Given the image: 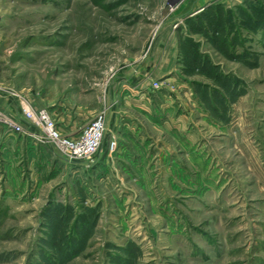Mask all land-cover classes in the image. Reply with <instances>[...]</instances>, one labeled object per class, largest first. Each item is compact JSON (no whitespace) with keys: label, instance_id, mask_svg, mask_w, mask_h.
Masks as SVG:
<instances>
[{"label":"rangeland","instance_id":"1","mask_svg":"<svg viewBox=\"0 0 264 264\" xmlns=\"http://www.w3.org/2000/svg\"><path fill=\"white\" fill-rule=\"evenodd\" d=\"M207 6L206 27L187 21ZM170 40L175 69L151 85L202 113L213 164L177 144L185 170L159 177L160 201L93 210L57 192L34 202L2 175L0 264H264V0H0V95L34 110L28 99L67 89L91 101L126 88L131 67L149 66L147 80Z\"/></svg>","mask_w":264,"mask_h":264},{"label":"crops","instance_id":"2","mask_svg":"<svg viewBox=\"0 0 264 264\" xmlns=\"http://www.w3.org/2000/svg\"><path fill=\"white\" fill-rule=\"evenodd\" d=\"M159 52L153 45L150 57L155 60ZM177 53V43L170 40L160 60L161 67L149 80H145L147 65L124 71L119 77L122 85L143 81L136 89L125 83L126 88H109L105 94L97 89L85 90V95H92L91 101L78 98L75 89L59 91L55 98L42 94L37 105L28 99L36 110L47 108L61 132L70 136H78L98 111L105 109L106 136L100 151L89 160L70 161L33 134L10 133L4 121L22 122L28 131L36 133L38 129L25 118L16 98L0 95V177L5 175L4 183L11 185L9 190L27 192L34 202L41 200L45 192L62 193L63 198H57L61 202L91 208L132 207L143 201L142 194L146 192L154 204L155 199L160 201L157 184L161 175L183 176L185 166L177 159V144L186 159L192 160L194 153L203 154L204 168L215 161L216 152L209 149L206 133L199 126L202 113L197 117L187 103L171 101L176 95L173 91L151 85L152 80L173 72ZM208 122L221 127L217 120L209 118Z\"/></svg>","mask_w":264,"mask_h":264},{"label":"built area","instance_id":"3","mask_svg":"<svg viewBox=\"0 0 264 264\" xmlns=\"http://www.w3.org/2000/svg\"><path fill=\"white\" fill-rule=\"evenodd\" d=\"M23 112L38 132L28 131L22 122L4 121L10 133L16 136L33 134L70 161L89 160L103 145L107 130L104 110L99 112L78 136L63 134L55 117L47 108L34 110L23 106Z\"/></svg>","mask_w":264,"mask_h":264},{"label":"trees","instance_id":"4","mask_svg":"<svg viewBox=\"0 0 264 264\" xmlns=\"http://www.w3.org/2000/svg\"><path fill=\"white\" fill-rule=\"evenodd\" d=\"M209 6H207V7H203L201 10H199V11H196L195 13H193V15H191L189 18H187V21L190 23L191 21H193V20H200L201 21V27H206V21L203 19V16L205 15L204 14V11L208 8ZM217 9H222V10H224V7L223 6H217ZM208 20H209V22L211 23V24H214V28H216V29H221L222 27H220V25H221V22H220V17H218L217 18V20H216V23H214V18H213V16L212 17H210V18H208ZM199 54L200 53H198L197 52V56H199ZM197 56H195V57H197ZM58 210H60V208H57ZM69 208H65V211H70V210H68ZM90 210H93V209H95V208H89ZM59 214H62V211H60L59 213H58V215ZM63 215L64 216H62V219L66 216V214L63 212ZM86 215H84L82 218H84ZM85 223H89V221H87L85 218H84V220H83ZM56 231H58L59 230V228L58 227H56V229H55Z\"/></svg>","mask_w":264,"mask_h":264},{"label":"water","instance_id":"5","mask_svg":"<svg viewBox=\"0 0 264 264\" xmlns=\"http://www.w3.org/2000/svg\"><path fill=\"white\" fill-rule=\"evenodd\" d=\"M202 9V8H201ZM201 9H198L197 11L201 10Z\"/></svg>","mask_w":264,"mask_h":264}]
</instances>
